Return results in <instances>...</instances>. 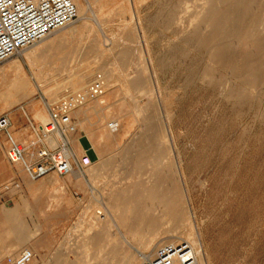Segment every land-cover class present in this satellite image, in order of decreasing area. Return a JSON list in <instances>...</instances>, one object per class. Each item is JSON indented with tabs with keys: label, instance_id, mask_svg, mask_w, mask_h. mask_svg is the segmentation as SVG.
I'll return each instance as SVG.
<instances>
[{
	"label": "rangeland",
	"instance_id": "rangeland-1",
	"mask_svg": "<svg viewBox=\"0 0 264 264\" xmlns=\"http://www.w3.org/2000/svg\"><path fill=\"white\" fill-rule=\"evenodd\" d=\"M117 1L119 7L102 17L97 14L99 22L86 1L84 12L64 30L85 20L93 27L56 43L39 62L30 64L27 55L62 31L7 59L18 60L34 88L32 97L13 103L18 106L39 104L48 114L50 105L80 92L66 82L85 85V90L99 79L103 90L71 112L77 123L75 112L94 106L88 109L84 128L75 124L74 134L88 136L97 152L89 167L65 176L51 172L36 180L23 173L19 188L1 201L0 264H9L7 257L23 250L32 255L27 264H51L55 258L86 264L87 253L92 264L114 263L116 255H93L106 243L104 235L87 247L83 236L88 228L102 235V216L111 218L109 195L141 196L138 189L148 179L183 193L206 264H264V32L258 29L264 21V0L242 1L236 23L253 29L252 34L243 36L241 30L233 42L220 40L215 46H210L211 38L218 29L206 26L199 9L219 4L223 12H234L240 0ZM238 59L247 62L246 67ZM42 76L46 83L62 84L57 97L49 99L42 92ZM5 90L0 85V92ZM75 146L72 142L75 155H87ZM145 212L155 218L147 207ZM168 226L153 222L144 233ZM20 229L27 240L16 245L15 232ZM106 232L118 241L120 234L113 227ZM169 234L162 233L151 247L163 244Z\"/></svg>",
	"mask_w": 264,
	"mask_h": 264
},
{
	"label": "bare ground",
	"instance_id": "bare-ground-1",
	"mask_svg": "<svg viewBox=\"0 0 264 264\" xmlns=\"http://www.w3.org/2000/svg\"><path fill=\"white\" fill-rule=\"evenodd\" d=\"M86 1L88 2V7L94 8L95 10L94 13H96L95 18L98 22H99V19L101 18L97 17V14L102 17V15L107 14V12H110V10H112L113 8L119 7L121 5L118 3L117 0H86ZM86 1L85 0H72L76 8L77 15H80L82 12H84L85 8H87ZM217 1H220V0H217ZM234 1L236 2V0H229V4L233 3ZM240 1H239L240 3L239 7L238 8L236 7L237 9L234 7L235 9L234 12L231 11L232 9L230 10L231 12H229L228 9H227L228 13L223 12L222 11L223 8L221 7L219 8L218 6L219 4L217 5L218 7L214 5L210 6L209 4H204L199 9L197 14L198 16L205 18L204 23L206 24V26H211V28L214 31L216 30V28L218 29V35L214 36L213 40L211 38L212 43L210 44V46H213V45L215 46V44H220L218 42L220 40H223V42H226V43L233 42L236 36L241 33V30H242L241 34H243V36L246 34L253 33V29H249V28L245 29V28L239 27L238 24L236 23L237 19L239 18L241 10L244 9V7L242 6L243 5L242 1H245V0H240ZM246 11H248V9ZM244 19L246 20V18ZM233 22H235L236 25H234ZM126 25L128 24L125 22L123 26L126 27ZM99 26L102 28L103 25H99ZM91 27H93L92 24L89 22H86L85 20L79 26H73L65 30L64 28L58 30V31H62L61 34H59V36L53 38L51 41L47 42L45 45L43 44V46H40L39 48H36L33 51H31V53L27 55V60L29 61L30 64H35L37 60L39 62L41 58L40 56L46 51H48L49 48L56 45V43L58 44V42H62L63 40H67L70 37L79 35L80 33L83 32V29H88V28L90 29ZM258 29L260 32L262 33L264 32V21L258 24ZM59 37H64V39L58 40ZM44 39L42 41H44ZM107 39L112 43L111 36L110 38H107ZM255 39H257V37ZM207 42H208V39H207ZM239 44H240V41H239ZM258 45H261V44L258 43ZM262 47L264 48V46ZM260 48L258 51H262L263 48L261 50ZM233 49H230V50H233ZM255 55H256V52L254 53L253 56L255 57ZM235 58H236V55H235ZM259 58L260 56H258L257 60ZM231 60L234 64L233 59H230V61ZM242 60H244V58ZM253 61H254V58H253ZM226 62L228 63L229 61H227L226 59ZM243 62L244 61H240L241 63L240 65H242ZM220 63L221 62H220V57H219V64ZM245 63L247 65V62ZM259 63L256 62V65ZM233 64H231L232 69H233V66L235 65ZM246 65L244 67H246ZM263 67L261 71H263ZM238 68L239 70L241 69L239 66ZM229 69L230 67L228 68V70ZM234 70L236 69H233V71ZM245 71L246 70L244 69V72ZM238 72L240 73V71ZM248 72L250 73L251 70ZM259 72L260 71H258V73ZM239 73L238 75H241ZM263 75H264V71H263V74H261V76ZM251 76H252L251 77L252 79L253 75L251 74ZM66 78L70 80V76H67ZM38 79H39L38 81L41 84H43L42 85L43 87L41 86V84L40 86L42 88V92L45 94L46 97H48L49 99H53L58 96L60 92L59 87L62 86L61 83H58V84L46 83L44 82L45 79L43 76L38 77ZM259 79H256V81L257 80L259 81ZM4 82L7 83L9 86L8 88V92L10 94L9 96H11L15 100H18L22 96H29L34 93V88L32 87L28 77L25 75V72L22 69L21 64L16 59L10 60L6 64L0 66V83H4ZM65 84L71 87L73 91L79 90L80 92H82V90H84L83 88H85V85L84 86L81 85L82 87H79L78 84H74V83L69 84L66 82ZM88 109H94V106ZM88 109L84 108L81 110H77L75 112V114L79 116V119L77 123H74V124L78 125L79 128H84V125H85L84 120L87 118L86 114L88 112ZM48 119H49V114H48ZM107 126L112 127V123ZM51 136H54L56 138V142L58 141L57 136L55 134ZM165 137L166 136L164 134V138ZM70 142L71 143L74 142L77 145L78 144L77 142L83 143V138H79L77 137V135H74L73 140H71L70 138ZM75 150H79V149H75ZM166 154H168V151H166ZM89 171L90 170H88L86 174H88ZM145 182L147 184L143 188L138 189V191L142 192V195H144L142 198H141L142 195L140 196V194H137V196L126 195L124 193L116 194V195H109L106 204L108 205L107 207H110V211H108V214H110L111 218L107 219L105 215L102 216V219H103L101 223L102 226L100 227V230H99L100 232H102V235H99V233H96V232L95 233L89 232L91 230L90 228L86 229V233L83 236L85 247L91 244V241H96L100 238V236L103 237L104 235V237L107 239L106 243H103L100 246H98L96 248L95 253H93V255L95 254L101 255L103 256V259H106L110 255L118 256V259L114 263L110 262V264H137V263L141 264L143 260L149 258L152 255L153 250L155 249V247L154 248L151 247V245H153V242L155 240L156 241L161 240L159 237L161 236L162 233L166 231L170 234L166 236L167 238L164 240L165 241L164 243H175V242H178L179 240L187 241L197 253V264H206L204 257H203V253H202L199 234L196 233L194 226H193L194 225L192 222L193 215L190 212V205L188 204L189 202L188 203L186 202L185 197L183 196V193L180 192L177 194L173 190L174 189L173 185H169V184L167 185L166 182H163L162 187L158 184L159 182H154V181H151L150 179L146 180ZM138 191L137 193H139ZM141 199H143L144 201H140ZM146 207L148 210H151V212L155 215V218L147 216L148 213L145 212ZM153 222H164V223H167V225L171 224V226L164 227V228L163 227L155 228V229H152L151 232L149 230V233L146 236V234L144 233V230H146L145 228L148 225L153 224ZM111 227H113L116 235L120 234V236H117L118 238L117 242H114L116 239L113 240V238L109 237L108 233L106 232ZM44 241H45L44 235L39 236V244L40 245L44 244ZM86 251H88V249ZM88 254L89 253L86 254V257L89 256V258H87L85 263L92 264L93 258H90V254L89 255ZM102 262L104 263L105 260H103ZM51 264H79V262L78 261H63L59 258H55L53 259Z\"/></svg>",
	"mask_w": 264,
	"mask_h": 264
},
{
	"label": "built area",
	"instance_id": "built-area-1",
	"mask_svg": "<svg viewBox=\"0 0 264 264\" xmlns=\"http://www.w3.org/2000/svg\"><path fill=\"white\" fill-rule=\"evenodd\" d=\"M78 15L72 0H0V63L28 49L47 36L72 24ZM103 90L102 81L93 80L80 93L69 95L48 107L49 119L36 127L33 153L26 159V150L7 133L9 119L0 115V134L5 133L8 147L5 157L10 163H20L27 178L36 180L48 173L59 176L74 171L83 172L91 164L90 158L72 152L70 136L76 132L71 112L77 106L96 98ZM55 134L57 145L50 146L47 139ZM20 183L10 180L0 184V203L6 193L18 189ZM31 252L22 251L15 259L7 257L9 264H27ZM141 264H197V253L187 241L163 243L155 247L152 255Z\"/></svg>",
	"mask_w": 264,
	"mask_h": 264
},
{
	"label": "crops",
	"instance_id": "crops-1",
	"mask_svg": "<svg viewBox=\"0 0 264 264\" xmlns=\"http://www.w3.org/2000/svg\"><path fill=\"white\" fill-rule=\"evenodd\" d=\"M61 34V33H60ZM59 36V34H58ZM47 39V38H46ZM64 39V37H59L58 40ZM0 85H5L6 90L0 92V111L1 114H5L9 119V126L7 128V133L12 136V138L26 150V159H28L29 153H33L36 149L35 146H31L30 142L36 140V132L35 129L40 125V122L34 118L47 121V110L46 107H40L39 104L33 103H25L18 106L15 103L17 100L13 99L9 96L8 92V84L0 83ZM29 96H22L21 98H29ZM20 99V98H19ZM1 106H4L3 108ZM32 115V116H31ZM81 138L80 136H78ZM50 146H54L57 144L56 138L54 136H50L47 139ZM78 144L75 146L79 151H86L89 158L97 157V152L88 136L83 137V143L77 142ZM8 147V141L5 133L0 134V184L10 181L17 180L18 182L23 179V168L20 163H10L5 157V151ZM11 191V190H10ZM10 191L6 193V196L10 197ZM16 245H20L27 240V235L24 233L22 229L15 232ZM13 256L12 259H14Z\"/></svg>",
	"mask_w": 264,
	"mask_h": 264
}]
</instances>
